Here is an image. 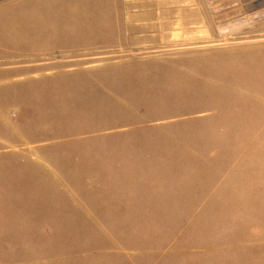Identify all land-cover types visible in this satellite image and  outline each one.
<instances>
[{"label":"rangeland","instance_id":"1","mask_svg":"<svg viewBox=\"0 0 264 264\" xmlns=\"http://www.w3.org/2000/svg\"><path fill=\"white\" fill-rule=\"evenodd\" d=\"M0 264H264V0H0Z\"/></svg>","mask_w":264,"mask_h":264}]
</instances>
